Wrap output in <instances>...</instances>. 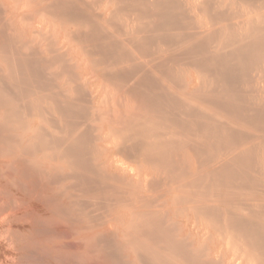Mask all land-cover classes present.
Wrapping results in <instances>:
<instances>
[{
    "label": "bare ground",
    "instance_id": "1",
    "mask_svg": "<svg viewBox=\"0 0 264 264\" xmlns=\"http://www.w3.org/2000/svg\"><path fill=\"white\" fill-rule=\"evenodd\" d=\"M10 2L0 264H264V0Z\"/></svg>",
    "mask_w": 264,
    "mask_h": 264
},
{
    "label": "rangeland",
    "instance_id": "2",
    "mask_svg": "<svg viewBox=\"0 0 264 264\" xmlns=\"http://www.w3.org/2000/svg\"><path fill=\"white\" fill-rule=\"evenodd\" d=\"M3 2L6 3V4H8V5L11 4L10 0H3ZM1 3H0V7H2L1 6L2 5ZM27 17H30V18L27 19ZM27 17L25 18V19H27V20H25V21H27V23H32V22H35L36 23L37 22L38 16L31 15V16H27ZM28 20H30V21L28 22ZM25 21H23V22H25ZM24 223L25 222H23V221H17L15 223V225L18 226V227H21L22 224L25 225ZM65 231H67V229H65ZM68 231L70 233H67ZM68 231L65 232V234H68L67 236L63 234V236L54 237V238L50 239L49 241H41L38 244H32V245H30V247H29L28 250H30V252L31 251L32 252L31 253L30 252L28 253L29 256H28V258L26 260L28 262L30 261L31 263H28L26 260H25V262L28 263V264H52V263L53 264H70V263L71 264H89L86 261L80 260L81 258H79V254H80L81 248L83 246V245H80L81 242H82L80 240V236L77 233H75V232L73 233L72 232L73 230H70L69 229ZM3 237L5 239L8 238V237H5L3 233H0V244H1L0 246H2V247H0V261L4 260V258H5L4 256H9L11 253H14L15 250H16V247H14V246H13V249L10 248L12 246L7 247L9 244L10 245H13V244L9 241V239L6 240V241H4L5 239ZM78 240L81 241V242H79ZM4 244H8V245L6 246ZM3 246H5V247H3ZM76 246H78L79 248L76 247ZM5 248H9V249H5ZM10 250L12 252H10ZM4 252H6V253H4ZM16 252H17V250H16ZM38 257H40L41 260ZM15 260H17V259H15Z\"/></svg>",
    "mask_w": 264,
    "mask_h": 264
}]
</instances>
